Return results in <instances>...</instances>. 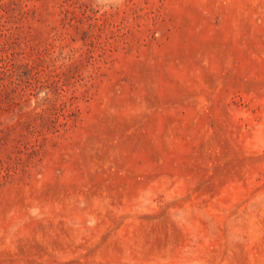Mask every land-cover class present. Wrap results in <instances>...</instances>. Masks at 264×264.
<instances>
[{"label":"rangeland","instance_id":"374dc122","mask_svg":"<svg viewBox=\"0 0 264 264\" xmlns=\"http://www.w3.org/2000/svg\"><path fill=\"white\" fill-rule=\"evenodd\" d=\"M0 264H264V0H0Z\"/></svg>","mask_w":264,"mask_h":264}]
</instances>
